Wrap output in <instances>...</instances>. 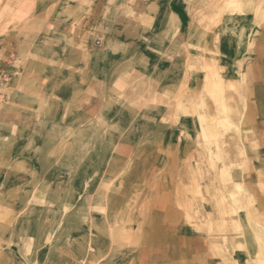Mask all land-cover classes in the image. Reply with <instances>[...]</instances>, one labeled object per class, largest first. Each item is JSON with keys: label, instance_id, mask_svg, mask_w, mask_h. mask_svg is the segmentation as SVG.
I'll list each match as a JSON object with an SVG mask.
<instances>
[{"label": "rangeland", "instance_id": "374dc122", "mask_svg": "<svg viewBox=\"0 0 264 264\" xmlns=\"http://www.w3.org/2000/svg\"><path fill=\"white\" fill-rule=\"evenodd\" d=\"M139 1L0 0V264H264V0Z\"/></svg>", "mask_w": 264, "mask_h": 264}, {"label": "crops", "instance_id": "0c3cea01", "mask_svg": "<svg viewBox=\"0 0 264 264\" xmlns=\"http://www.w3.org/2000/svg\"><path fill=\"white\" fill-rule=\"evenodd\" d=\"M204 0H147V1H139V4L141 5L142 9H144V4L145 3H153L157 5V19H163L165 21L168 20H188V19H192L193 18V13L194 11L192 10L190 4H201L203 3ZM159 5H162L161 7H159ZM162 8V9H161ZM161 10V11H160ZM143 11V10H142ZM224 53L225 55H229L231 52V47L229 45H227V43L225 44V47H223ZM175 51L171 50V49H167V50H163V53L165 55H162L160 52L156 51L155 54H143V52H141L140 58H142L143 56H145V59L147 61V68H148V80L145 79L149 86L145 87V89L147 90L146 93L144 94V92L140 93V94H134L135 90L137 89L138 86H140V84H138V82H140L141 84H143V82H145L144 80H141V76H139V74H131L129 77V82H130V90H129V94L130 97L128 100V91H126L125 93V100H126V104L128 103V101H130V105H126L125 106V113H124V118L128 119V116H136L137 114L140 115L141 117L144 115V112L141 110L140 112H133V106L132 103L135 102L138 97H143L145 96L146 98L149 97L150 92H152L151 94H154L156 92L159 91V81L157 79L158 75L160 76H165V74H169L167 77H173L174 75V67L176 64L177 59L179 58L175 53H173ZM132 53V52H131ZM174 55H173V54ZM161 54V56H160ZM132 55V54H131ZM160 56V57H159ZM178 57V58H177ZM182 59L184 62L185 61V57L183 56ZM178 59V62L179 60ZM161 64V67H164V65H166L165 72L162 71L159 72L157 69L159 68V65ZM142 74V73H141ZM139 78V81H137V79ZM144 79V78H143ZM172 79H171V86H172ZM125 84H128L127 81V77H125ZM142 89V88H141ZM138 96V97H137ZM155 113L157 114L158 111L155 108ZM142 119V118H141ZM140 121L139 118L137 117L136 122ZM134 123L133 128L136 127V125H138L137 123ZM143 121L139 122V125H142L144 123H141ZM130 129H132V126L130 127ZM142 130V128H141Z\"/></svg>", "mask_w": 264, "mask_h": 264}, {"label": "bare ground", "instance_id": "6f19581e", "mask_svg": "<svg viewBox=\"0 0 264 264\" xmlns=\"http://www.w3.org/2000/svg\"><path fill=\"white\" fill-rule=\"evenodd\" d=\"M220 84V83H219Z\"/></svg>", "mask_w": 264, "mask_h": 264}]
</instances>
